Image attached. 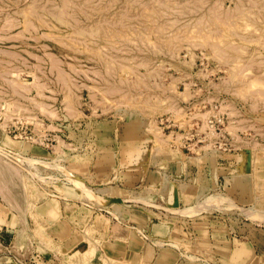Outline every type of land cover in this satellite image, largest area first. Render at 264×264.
<instances>
[{"label":"rangeland","instance_id":"1","mask_svg":"<svg viewBox=\"0 0 264 264\" xmlns=\"http://www.w3.org/2000/svg\"><path fill=\"white\" fill-rule=\"evenodd\" d=\"M207 116L233 149L201 139ZM138 139L137 160L97 169ZM127 231L146 247L105 254ZM159 247L264 264V0H0V264Z\"/></svg>","mask_w":264,"mask_h":264},{"label":"crops","instance_id":"2","mask_svg":"<svg viewBox=\"0 0 264 264\" xmlns=\"http://www.w3.org/2000/svg\"><path fill=\"white\" fill-rule=\"evenodd\" d=\"M132 131L135 133V130H132ZM124 132L126 134L129 133L128 129L124 130ZM148 137L150 138V141L153 143L152 136L148 135ZM139 138L141 139V137H139ZM140 139H138V141ZM140 142L142 143V141H139L137 143V140L136 141L134 140V141H129V142L123 143L121 145V147L119 148L121 153H118L120 151L117 148L116 149H108V148L104 147L102 150H99L100 151V152H98L99 157L95 163L97 169L101 170V172H104L105 170L108 171L109 168H111V167H118L119 168L121 165L125 164L126 160H124V158L127 154H128L127 159H133L134 158L135 160H137L141 156V154H140L141 153V149H140L141 143ZM132 151H133V155L130 153H127V152H132ZM120 155H121V157H120ZM248 163H249V157L246 154L245 159L243 160V162H241L242 170H241V168H239L238 171L245 174L249 170ZM210 166L213 168L211 171L212 172L211 177L213 179H215L216 172L219 171L220 169L215 170L213 165H210ZM178 168L179 169L182 168L181 163L180 164L178 163ZM243 169H245V170H243ZM232 175H234V174H230L229 177H231ZM238 177L243 178L244 175L238 176ZM237 178L235 179L236 185H237L238 180L240 179V178L239 179H237ZM230 179H232V178H230ZM199 184H201V182ZM245 184H246V182H245ZM197 188H198V186H197ZM176 192L179 195L180 192L177 190H176ZM178 195H177V198L179 197ZM171 199H172V197H171ZM164 232L169 233V230L164 231ZM168 233H166V234L168 235ZM106 239L103 241L102 247H103L104 253L107 255H110V256L125 257V256H127V254L129 252L136 254V253L140 252V250L142 248L146 247V244L144 243L143 239H141V237L138 236L135 232L131 233V231H127L125 234H118L117 233L116 235L112 236V238H106ZM234 246H236L234 249H232L234 256L235 255L239 256L241 253L247 252V249L241 243H239V244H238V242L236 244L234 243ZM174 254L175 253H172V250L169 248H167L165 250H161L160 247L156 248V251H153V255L150 258V262H151L150 264H189V263H186L182 260H179V257L178 256L175 257Z\"/></svg>","mask_w":264,"mask_h":264},{"label":"built area","instance_id":"3","mask_svg":"<svg viewBox=\"0 0 264 264\" xmlns=\"http://www.w3.org/2000/svg\"><path fill=\"white\" fill-rule=\"evenodd\" d=\"M211 114H213L215 119H217L216 121L221 120V117L218 115L219 113L216 110L212 111ZM208 116L205 118V125H208L209 130L202 136L201 139L207 138L208 142L206 143V145H208V147L210 148H213L212 150L218 149L223 152L225 150L233 149L232 140H228L227 144H225L221 139L222 136H225V133L223 131H220L221 128L215 126L216 121L213 122V120L211 118H208Z\"/></svg>","mask_w":264,"mask_h":264},{"label":"bare ground","instance_id":"4","mask_svg":"<svg viewBox=\"0 0 264 264\" xmlns=\"http://www.w3.org/2000/svg\"><path fill=\"white\" fill-rule=\"evenodd\" d=\"M156 242V241H155Z\"/></svg>","mask_w":264,"mask_h":264},{"label":"water","instance_id":"5","mask_svg":"<svg viewBox=\"0 0 264 264\" xmlns=\"http://www.w3.org/2000/svg\"><path fill=\"white\" fill-rule=\"evenodd\" d=\"M175 199V198H174Z\"/></svg>","mask_w":264,"mask_h":264}]
</instances>
